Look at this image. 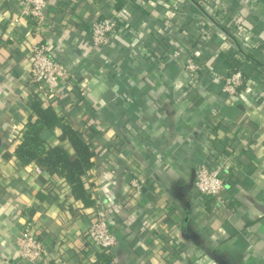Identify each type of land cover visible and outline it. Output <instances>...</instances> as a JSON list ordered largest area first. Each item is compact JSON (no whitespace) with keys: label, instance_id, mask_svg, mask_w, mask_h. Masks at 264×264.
<instances>
[{"label":"crops","instance_id":"obj_1","mask_svg":"<svg viewBox=\"0 0 264 264\" xmlns=\"http://www.w3.org/2000/svg\"><path fill=\"white\" fill-rule=\"evenodd\" d=\"M21 10L0 0V264H35L15 246L32 226L44 264H97L96 209L117 235L114 264H264V0H47L40 27ZM107 16L123 19L119 33L94 46L91 25ZM41 41L69 73L50 99L30 83ZM235 69L243 82L228 95ZM36 97L95 151L82 177L93 203L20 162ZM62 133L46 130L44 144L73 152ZM202 163L223 165L220 195L196 187Z\"/></svg>","mask_w":264,"mask_h":264},{"label":"built area","instance_id":"obj_2","mask_svg":"<svg viewBox=\"0 0 264 264\" xmlns=\"http://www.w3.org/2000/svg\"><path fill=\"white\" fill-rule=\"evenodd\" d=\"M47 0H21V13L17 18L21 20L28 17L40 27L43 24ZM123 21L121 17L107 16L95 20L90 28L91 42L94 46L108 44L111 37L118 34L117 24ZM243 33L241 25H236V34ZM249 36L245 35L244 39ZM31 68L30 83L33 92L43 99H50L57 95L60 85L68 78L67 69L52 55L51 46L47 41L34 44L30 49ZM200 65L196 60L189 58L186 68L196 73ZM243 73L239 69L233 70L223 81L222 89L228 95H234L243 82ZM32 92V91H31ZM223 165L211 166L208 163L200 164L196 169L195 185L201 193L207 196L220 195L224 187L222 177ZM138 190L141 185L137 180L133 181ZM36 227V226H35ZM34 226L23 230L15 239L18 257L35 264H44L46 259V247L41 239L40 232ZM88 239L101 251L110 253L117 243V235L110 227L103 210L96 209L95 215L87 229Z\"/></svg>","mask_w":264,"mask_h":264},{"label":"trees","instance_id":"obj_3","mask_svg":"<svg viewBox=\"0 0 264 264\" xmlns=\"http://www.w3.org/2000/svg\"><path fill=\"white\" fill-rule=\"evenodd\" d=\"M122 22L119 21L117 27ZM33 108L38 118L35 120L31 118L21 134V142L16 150L20 162L26 164L34 161L41 168L64 176L77 198L82 199L88 205L93 203L82 177L92 166L95 151L79 129L74 128L70 123L63 122L52 108H43L37 97L33 102ZM57 124L62 125V139L71 143L73 152H69L60 144L50 147L44 144V132L52 130ZM96 262L97 264H114L112 255L103 251L97 257Z\"/></svg>","mask_w":264,"mask_h":264},{"label":"water","instance_id":"obj_4","mask_svg":"<svg viewBox=\"0 0 264 264\" xmlns=\"http://www.w3.org/2000/svg\"><path fill=\"white\" fill-rule=\"evenodd\" d=\"M196 175V174H195Z\"/></svg>","mask_w":264,"mask_h":264}]
</instances>
